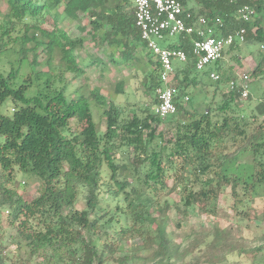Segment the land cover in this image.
Wrapping results in <instances>:
<instances>
[{
    "label": "trees",
    "instance_id": "1",
    "mask_svg": "<svg viewBox=\"0 0 264 264\" xmlns=\"http://www.w3.org/2000/svg\"><path fill=\"white\" fill-rule=\"evenodd\" d=\"M180 1L194 14L222 17L224 27L218 34L245 26L246 38L264 43V28L258 16L264 11V0ZM0 2L6 4V11L0 15V56L13 45H21L17 66L8 72L0 70V108L9 98L14 103L11 115L0 110V212L7 210L9 225L16 228L31 252H50L51 257L57 255L61 260H65L62 252H67L71 264H107V257L114 256L119 242L139 238L141 243L135 251L149 250L150 259L156 264H200L203 259L218 264L238 250L231 231L218 226L205 236L197 235L189 248L192 258L180 262V245L167 230L166 221L156 223V229L151 227L152 209L159 204L154 194L169 188L170 170L174 177L172 187L180 197L177 205L183 206L184 213L194 203H202L206 212L216 215L223 188L230 184L236 192L242 179L245 194H259V187L264 185V119L257 126L254 123L260 115L264 116V97L254 115L237 113L236 106H240L243 97L239 90L231 89L222 92L216 106L210 105L202 113L186 109L181 96L184 99L189 88L205 82L198 77L200 71L195 66L190 39L183 36L169 45L183 48L189 55L186 62L175 65L172 78L178 89L176 114L162 119L155 112L159 103L157 88L161 85L157 59L153 60L154 69L145 83L157 98L154 109L148 105L143 117L125 114L121 105L99 87L91 89L82 84L74 91L75 96L67 95L66 74L75 78L86 73L76 55L86 39L71 35L59 22L66 17L79 20L81 13L86 15L91 38L115 46L109 55L111 60L118 64L131 62L138 45L146 47L136 26L133 0ZM63 4L64 14L59 11ZM245 4L256 12L249 21L236 15V10ZM49 15L54 20L53 28L44 27ZM80 30L87 32L86 25ZM35 33H40L43 40L37 39ZM30 42L34 47L29 49L25 45ZM40 48L45 52L47 69H42L44 63L38 61L35 52L31 71L22 73L29 52ZM116 52L121 56L119 61ZM102 62L96 57L91 64ZM263 62L264 57L253 70L254 76L264 75ZM204 74L211 78L209 70ZM224 78L229 84L236 77L220 75L215 91ZM60 82L66 83L60 86ZM116 92H124L123 82L117 84ZM92 100L105 117L104 131L98 129L94 120ZM161 124L166 130H175L171 139L165 141L164 130L158 129ZM247 153L253 163H241ZM17 168L41 180L39 194L30 201L11 186ZM81 187L86 190V206L76 209ZM111 200L122 216L112 214L101 223L95 216L97 208ZM121 219L130 223L113 232V225ZM104 234L109 238L100 246L95 237ZM4 248L0 242V254ZM136 257L125 255L121 262Z\"/></svg>",
    "mask_w": 264,
    "mask_h": 264
},
{
    "label": "rangeland",
    "instance_id": "2",
    "mask_svg": "<svg viewBox=\"0 0 264 264\" xmlns=\"http://www.w3.org/2000/svg\"><path fill=\"white\" fill-rule=\"evenodd\" d=\"M63 8L64 4L60 7L59 11L64 14ZM5 11L6 4L0 2V15L1 12L3 13ZM258 16L261 17L262 26L264 28V11L258 13ZM46 19L47 22L44 24V27L53 28L54 20L52 16L49 15ZM59 24L67 29L71 35L83 36L86 39L85 46L76 51L78 61L80 65L84 66L86 73L81 77L75 78L74 75L70 73L66 74V82L68 83L66 90L67 95H69V93L73 95L74 91L80 85L85 84L91 89L95 87L101 88L104 93L115 99L121 105L122 109L125 110V114H130V116L136 115L143 117L145 115L144 109L148 105L154 109L155 104L153 103L154 99L157 98L156 92L149 90L145 83L148 73L150 70L154 69L153 60H155L156 57H154L145 46L141 47L138 45L135 52L132 50L135 55L131 58V62L118 64L111 60L109 56L114 51L115 46L108 43L101 44L97 40L91 38V27L88 25V18L86 15L81 13L79 20H71L66 17L62 19V22H59ZM83 25H86V31L89 33L81 32L80 27ZM255 30L256 26L252 29V32ZM35 35L37 39L43 40L40 33H35ZM180 39L181 35L168 36L166 41H163L162 44L164 46L168 44L173 45ZM25 47L30 49V47H34V43H27ZM20 48V44L13 45L0 56V70L8 72L12 66H17L18 57L20 55L18 51ZM42 49L43 48L35 49L29 52L27 59L23 61L22 73H29L31 71L30 62L33 60L35 52L39 55L38 61L44 63L42 69H47L45 63L46 55ZM117 54L118 52L115 53V57H117L119 61L121 60V56ZM237 56L239 58H237ZM96 57L102 58L104 63L91 64L92 60ZM263 57L264 43L256 40L250 41L248 36L246 42L238 48L226 47L221 63H212L206 69L216 70L221 75V78L225 77V74L229 75L231 79L243 73H248L250 75V95L239 101L240 106H236L238 107L237 113L241 112L247 115H254L258 102L264 97V75H253V70ZM57 63H59L58 60H56V64ZM178 64H180V62H177V65ZM218 65L221 66L220 69ZM198 77L204 79V85L192 86L185 93L190 96V100H185V102L183 96H181L180 100H183L184 106L189 111L202 113L204 110L208 109L210 105L216 106L222 99V92H227L230 88L228 81L224 78V81L219 83V88L215 91L217 80L209 78L207 74L205 75L204 70L200 71ZM120 81L124 83V92L118 94L116 92V87ZM66 82H60V86L64 85ZM32 92L34 91H31V93ZM211 100H215L214 103H212ZM13 105V100L9 98L1 106L0 110L4 114L11 115ZM91 107L98 129L104 131L106 125L102 110L94 100L91 101ZM250 119L252 120L253 118L251 117ZM263 119L264 116L260 115L254 123L256 124L255 126ZM158 129L164 130L165 141L174 136L175 130H166L164 124H161ZM252 129L253 127H251L249 131ZM134 154L133 152L130 155L132 159ZM243 158L244 160H242L241 163H253V158L250 153L245 154ZM244 166L245 168L240 170L242 175L246 169V165ZM127 176H129V172H127ZM167 178L169 188L158 190L154 194L159 204L152 209L151 227L156 229V223L163 220L166 221L167 230L171 233L176 243L180 245L181 255L178 258L180 262L189 261L192 258L193 255L189 254V248L197 235L205 236L209 232H212L215 227L220 226L231 231L232 240L237 243L238 250L229 254L224 262L218 264H264V185L259 187V194L254 197L245 194L242 184L243 179L239 182L236 192H234L232 185L229 184L225 186L220 195L217 214L213 216L203 209L202 203H194L188 209V213H184L183 206L180 205V208H178L177 205V202L180 201V197L177 190H174L172 187L174 177L172 176L171 170L168 171ZM40 184L41 180L39 177L24 173L17 168L11 186L16 189L24 199L30 201L39 194L38 189ZM102 193V196H104V192ZM166 204L168 207H164ZM85 206L86 190L81 187L75 202V207L76 209H84ZM115 206V201L111 200L110 204H105L104 202L101 206H98L95 216L101 219V223L108 220L112 214L118 217L120 212L116 211ZM8 215L7 210H1L0 242H3L5 247L3 253L0 254L2 264H71L67 252H62L61 254V257L65 260L59 259L57 255L51 257L50 252L33 254L27 242L18 237L16 228L9 225ZM119 216L122 215L120 214ZM128 223H130L129 220L125 221L121 219L120 223L113 225L112 231L114 232L122 224L126 225ZM108 238L109 236L107 234L101 237H95L97 244L100 246L107 241ZM140 243L141 240L139 238L119 242V248L114 256L107 257V264H156L154 260L150 259L151 252L149 250L135 251ZM125 255L137 257L131 259L130 262L122 263L121 257ZM200 264L209 263L203 259Z\"/></svg>",
    "mask_w": 264,
    "mask_h": 264
},
{
    "label": "built area",
    "instance_id": "3",
    "mask_svg": "<svg viewBox=\"0 0 264 264\" xmlns=\"http://www.w3.org/2000/svg\"><path fill=\"white\" fill-rule=\"evenodd\" d=\"M136 26L146 48L160 64L157 88L159 103L155 112L165 119L178 111L175 97L178 89L172 83L177 62H186L189 58L183 48L164 46L168 36L181 35L190 39L192 55L197 70H206L212 63L219 61L226 47L242 45L246 42L247 28L239 27L226 34H218L224 27L220 16L210 17L206 14H194L180 0H133ZM242 21H249L255 15V9L245 4L236 10ZM213 80H219L216 70H209ZM231 90H239L243 98L250 95V75L239 74L229 82ZM184 100H190L185 95Z\"/></svg>",
    "mask_w": 264,
    "mask_h": 264
},
{
    "label": "crops",
    "instance_id": "4",
    "mask_svg": "<svg viewBox=\"0 0 264 264\" xmlns=\"http://www.w3.org/2000/svg\"><path fill=\"white\" fill-rule=\"evenodd\" d=\"M206 71V70H205ZM201 79V78H200Z\"/></svg>",
    "mask_w": 264,
    "mask_h": 264
},
{
    "label": "bare ground",
    "instance_id": "5",
    "mask_svg": "<svg viewBox=\"0 0 264 264\" xmlns=\"http://www.w3.org/2000/svg\"><path fill=\"white\" fill-rule=\"evenodd\" d=\"M169 45V44H168Z\"/></svg>",
    "mask_w": 264,
    "mask_h": 264
}]
</instances>
